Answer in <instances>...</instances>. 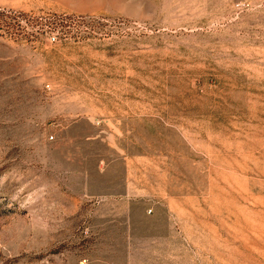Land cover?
Masks as SVG:
<instances>
[{
  "label": "rangeland",
  "instance_id": "374dc122",
  "mask_svg": "<svg viewBox=\"0 0 264 264\" xmlns=\"http://www.w3.org/2000/svg\"><path fill=\"white\" fill-rule=\"evenodd\" d=\"M0 11V264H264V0Z\"/></svg>",
  "mask_w": 264,
  "mask_h": 264
},
{
  "label": "trees",
  "instance_id": "16d2710c",
  "mask_svg": "<svg viewBox=\"0 0 264 264\" xmlns=\"http://www.w3.org/2000/svg\"><path fill=\"white\" fill-rule=\"evenodd\" d=\"M4 14L3 12L0 11V15ZM6 27L11 30L12 29V32H14L13 30H17V32H22V28L21 27H16L15 24H12V23H7L6 22ZM51 29L53 30H57V29H60L61 31L63 32H66L67 29H66V25L62 24V23H56V24H53L52 26H50ZM16 32V31H15Z\"/></svg>",
  "mask_w": 264,
  "mask_h": 264
},
{
  "label": "built area",
  "instance_id": "2783aa9c",
  "mask_svg": "<svg viewBox=\"0 0 264 264\" xmlns=\"http://www.w3.org/2000/svg\"><path fill=\"white\" fill-rule=\"evenodd\" d=\"M52 40H56V38H55V37H53V38H52Z\"/></svg>",
  "mask_w": 264,
  "mask_h": 264
}]
</instances>
